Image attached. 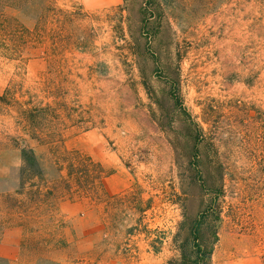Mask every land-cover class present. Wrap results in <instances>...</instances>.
<instances>
[{
    "label": "rangeland",
    "instance_id": "374dc122",
    "mask_svg": "<svg viewBox=\"0 0 264 264\" xmlns=\"http://www.w3.org/2000/svg\"><path fill=\"white\" fill-rule=\"evenodd\" d=\"M28 1L0 40V264H167L216 195L212 264H264V0Z\"/></svg>",
    "mask_w": 264,
    "mask_h": 264
},
{
    "label": "trees",
    "instance_id": "16d2710c",
    "mask_svg": "<svg viewBox=\"0 0 264 264\" xmlns=\"http://www.w3.org/2000/svg\"><path fill=\"white\" fill-rule=\"evenodd\" d=\"M9 4V0H0V40L4 54L8 58H13L17 56V52H20L21 49L19 47H7L9 39L14 38L20 41L23 39L24 34L29 32L18 34L14 31V28H9L11 18L5 13V9L9 7ZM7 94L0 97V103L7 102ZM4 105L8 106L9 104L6 103ZM20 148L23 161L20 172V188L23 191L26 177L29 180L43 179L45 171L34 150L25 146ZM220 180L221 182L223 181V176H221ZM34 188L39 192L43 190L39 185H34ZM22 191L19 194H22ZM48 191L49 188L46 189L47 193ZM218 196L216 195L215 198L207 203L205 208L190 222L188 237L180 247V258L178 260H170L167 264H212L214 246L219 241L218 224L222 221V208L218 202ZM0 261L5 263L1 258Z\"/></svg>",
    "mask_w": 264,
    "mask_h": 264
},
{
    "label": "crops",
    "instance_id": "0c3cea01",
    "mask_svg": "<svg viewBox=\"0 0 264 264\" xmlns=\"http://www.w3.org/2000/svg\"><path fill=\"white\" fill-rule=\"evenodd\" d=\"M115 177H109L106 178L104 180V178L102 179V185H103V190L105 191V193H111L113 191H116L117 189H119L120 186L119 183H117V181L115 182Z\"/></svg>",
    "mask_w": 264,
    "mask_h": 264
}]
</instances>
